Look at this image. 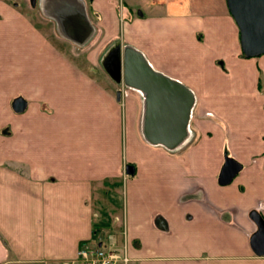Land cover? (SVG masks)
Returning <instances> with one entry per match:
<instances>
[{
    "label": "crops",
    "instance_id": "obj_1",
    "mask_svg": "<svg viewBox=\"0 0 264 264\" xmlns=\"http://www.w3.org/2000/svg\"><path fill=\"white\" fill-rule=\"evenodd\" d=\"M259 223L264 55L227 0H0V260L264 264Z\"/></svg>",
    "mask_w": 264,
    "mask_h": 264
},
{
    "label": "water",
    "instance_id": "obj_2",
    "mask_svg": "<svg viewBox=\"0 0 264 264\" xmlns=\"http://www.w3.org/2000/svg\"><path fill=\"white\" fill-rule=\"evenodd\" d=\"M229 10L240 30V45L247 58L264 55V0H227ZM121 94H118L120 99ZM232 171V172H231ZM236 171L229 165L223 170V177L229 179ZM264 238V223H259L256 244Z\"/></svg>",
    "mask_w": 264,
    "mask_h": 264
},
{
    "label": "built area",
    "instance_id": "obj_3",
    "mask_svg": "<svg viewBox=\"0 0 264 264\" xmlns=\"http://www.w3.org/2000/svg\"><path fill=\"white\" fill-rule=\"evenodd\" d=\"M46 264H131V259L124 246L104 249L84 243L79 247L74 259Z\"/></svg>",
    "mask_w": 264,
    "mask_h": 264
},
{
    "label": "rangeland",
    "instance_id": "obj_4",
    "mask_svg": "<svg viewBox=\"0 0 264 264\" xmlns=\"http://www.w3.org/2000/svg\"><path fill=\"white\" fill-rule=\"evenodd\" d=\"M28 11H29V13L31 14V16H32V18L35 20V21H37L39 24H41V26H43V27H45V28H47V29H51V27H50V25H47V24H45L43 21H41L40 20V18H37L36 17V15H35V13H34V11L32 10V9H29L28 8ZM58 44V43H57ZM59 45H60V47L62 48L63 47V49L65 50V51H67V53L69 54V56L71 57V58H73L74 60H78V61H80V60H82V57L81 56H76V55H74V53H73V50L72 49H70L68 46H66V45H62L60 42H59ZM86 71L87 72H89L90 73V68H87L86 67ZM0 243L3 245V247L6 249V246H5V242L3 241V239L2 238H0ZM93 245H95V244H93ZM118 245V244H117ZM120 246V245H119ZM106 247H108L107 246V243H104V248H106ZM118 247V246H117ZM11 260V255H9V253H7L6 254V258L4 259V260H0V264H5L6 262H8V261H10Z\"/></svg>",
    "mask_w": 264,
    "mask_h": 264
},
{
    "label": "trees",
    "instance_id": "obj_5",
    "mask_svg": "<svg viewBox=\"0 0 264 264\" xmlns=\"http://www.w3.org/2000/svg\"><path fill=\"white\" fill-rule=\"evenodd\" d=\"M231 164H235V162H234L233 160H231V159H228V161H227L225 167H227L228 165H231ZM235 165H236V164H235ZM236 166H237V165H236Z\"/></svg>",
    "mask_w": 264,
    "mask_h": 264
}]
</instances>
